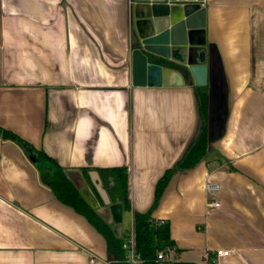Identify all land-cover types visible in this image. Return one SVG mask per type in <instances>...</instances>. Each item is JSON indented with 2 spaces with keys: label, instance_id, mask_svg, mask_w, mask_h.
Listing matches in <instances>:
<instances>
[{
  "label": "crops",
  "instance_id": "obj_1",
  "mask_svg": "<svg viewBox=\"0 0 264 264\" xmlns=\"http://www.w3.org/2000/svg\"><path fill=\"white\" fill-rule=\"evenodd\" d=\"M188 1L205 9L194 50L208 68V154L172 176L152 211L176 248L160 264H264V0ZM145 7L0 0V129L28 147L0 136V264H110L103 236L42 183L35 149L126 239L132 213L151 208L157 181L197 136L190 76L167 68L149 72L145 86L131 83ZM120 167L130 210L113 213L110 199L94 195L91 173L102 187L98 171ZM220 249L230 255L216 257Z\"/></svg>",
  "mask_w": 264,
  "mask_h": 264
},
{
  "label": "trees",
  "instance_id": "obj_2",
  "mask_svg": "<svg viewBox=\"0 0 264 264\" xmlns=\"http://www.w3.org/2000/svg\"><path fill=\"white\" fill-rule=\"evenodd\" d=\"M184 70V68H183ZM197 107L200 117L197 136L189 145L182 158L170 169H167L159 178L155 186L154 200L151 208L145 213L133 212V234L135 251L142 259V264H160L157 253L173 250L175 244L170 238L169 225L165 221L155 220L152 211L167 187L172 176L177 172H184L194 168L207 157L206 113L207 93L206 86L196 87ZM0 136L4 140L16 143L19 147L28 148L26 143L9 131L0 129ZM35 167L40 178L62 204L72 208L77 214L83 216L89 224L103 236L110 264H127L122 249L125 238L117 236L106 220L87 202L74 183L67 177L64 169L41 150H34ZM102 187L106 191L111 205L118 202L123 210H130L127 173L124 167L100 169ZM92 191L99 203L103 205L97 191ZM211 262V260H209ZM175 264H197L191 262H176Z\"/></svg>",
  "mask_w": 264,
  "mask_h": 264
},
{
  "label": "water",
  "instance_id": "obj_3",
  "mask_svg": "<svg viewBox=\"0 0 264 264\" xmlns=\"http://www.w3.org/2000/svg\"><path fill=\"white\" fill-rule=\"evenodd\" d=\"M146 6L143 28L134 36L130 52L131 83L145 86L152 70L178 69L194 86L207 85L203 52L195 51L197 33L205 26V9L188 0H134ZM184 68V70H183ZM94 188L105 205L109 198L95 172ZM121 205H111L112 212Z\"/></svg>",
  "mask_w": 264,
  "mask_h": 264
},
{
  "label": "built area",
  "instance_id": "obj_4",
  "mask_svg": "<svg viewBox=\"0 0 264 264\" xmlns=\"http://www.w3.org/2000/svg\"><path fill=\"white\" fill-rule=\"evenodd\" d=\"M207 193L214 198L210 203L208 204L209 206L212 207H219V201L217 199V192H218V186L216 184H209L207 185L206 189ZM122 249L125 253V262L127 264H142V259L139 257V255L135 251V241H134V234L133 230L131 233L128 235V237L124 240V243L122 245ZM171 251L168 250L166 252L160 251L157 253V261L159 262H164L167 259V253ZM216 257H226L230 255V251L228 250H216L215 251Z\"/></svg>",
  "mask_w": 264,
  "mask_h": 264
},
{
  "label": "rangeland",
  "instance_id": "obj_5",
  "mask_svg": "<svg viewBox=\"0 0 264 264\" xmlns=\"http://www.w3.org/2000/svg\"><path fill=\"white\" fill-rule=\"evenodd\" d=\"M103 216V215H102ZM103 218L105 219V217L103 216ZM106 220V219H105Z\"/></svg>",
  "mask_w": 264,
  "mask_h": 264
}]
</instances>
